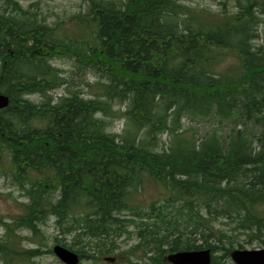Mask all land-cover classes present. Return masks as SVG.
Segmentation results:
<instances>
[{"label":"trees","instance_id":"obj_1","mask_svg":"<svg viewBox=\"0 0 264 264\" xmlns=\"http://www.w3.org/2000/svg\"><path fill=\"white\" fill-rule=\"evenodd\" d=\"M82 1L53 23L36 4L0 7V139L25 199L19 217L0 218V263L53 253L22 247L50 219L55 245L80 262L170 264V253L209 249L210 264H233L231 250L263 248L264 0H219L218 13ZM149 184L156 196L142 204Z\"/></svg>","mask_w":264,"mask_h":264},{"label":"rangeland","instance_id":"obj_2","mask_svg":"<svg viewBox=\"0 0 264 264\" xmlns=\"http://www.w3.org/2000/svg\"><path fill=\"white\" fill-rule=\"evenodd\" d=\"M22 7L26 8L30 4H36L38 8H40V12L42 17H44L48 23H53L54 21H66L67 18L73 14L78 12L80 9L83 8L84 4L82 0H19ZM181 4L184 6L193 9L194 11H210L214 13H218L219 10L222 9V6L219 5V0H179ZM3 4V0H0V7ZM197 12V11H196ZM260 41H255L254 44H259ZM233 60L224 64L227 66ZM53 64L60 68L61 70L69 75V71L71 68L70 63L65 59H56L53 61ZM220 69V68H219ZM65 73V74H66ZM87 81L92 82L94 78L88 76L86 77ZM86 90V89H85ZM54 96H59L62 94V88L56 90ZM33 101H38L39 99L34 96L31 97ZM116 109V108H115ZM122 127V121L115 120L112 122L109 131L112 132H119ZM2 140L0 139V218L6 221H9L11 218L19 217L22 212L23 208L21 206V202H25V199L21 195V191L11 183V178L8 173V167L10 165L9 154L6 156V152L3 149L7 150L4 146V143H1ZM167 142V138L165 135L160 136L158 140V149H160L163 145ZM156 196V192L151 184H149L145 192L140 194L139 200L142 204H146L149 202V199ZM43 233V239L35 238L33 239V243L30 241H22L23 248L33 249L35 246H40L43 251L47 249H51L53 245H55L54 238H62L58 231L54 229L53 220L50 219L47 222V225L41 227ZM3 235V229L0 227V236ZM21 235L23 236H30L26 232H22ZM67 243H72L71 237H68ZM137 243V240L134 235H132L129 239L125 237H121L118 239L116 243L119 251L127 250L130 246H133ZM244 249H254L255 246L245 245ZM105 258V257H104ZM96 259L94 261L91 260H83L78 264H121L124 260L123 257H118L116 260H109L107 258ZM36 264H63L61 263L53 253L51 254H44L40 258L34 260ZM1 264V263H0ZM22 264V263H17Z\"/></svg>","mask_w":264,"mask_h":264},{"label":"water","instance_id":"obj_3","mask_svg":"<svg viewBox=\"0 0 264 264\" xmlns=\"http://www.w3.org/2000/svg\"><path fill=\"white\" fill-rule=\"evenodd\" d=\"M7 96L0 94V110L8 106ZM54 256L63 264H78L79 256L73 251L60 245L52 248ZM233 264H264V247L256 249H233L229 253ZM211 251L209 249L178 251L165 256L170 264H210Z\"/></svg>","mask_w":264,"mask_h":264},{"label":"flooded vegetation","instance_id":"obj_4","mask_svg":"<svg viewBox=\"0 0 264 264\" xmlns=\"http://www.w3.org/2000/svg\"><path fill=\"white\" fill-rule=\"evenodd\" d=\"M1 135H2V134L0 133V137H1Z\"/></svg>","mask_w":264,"mask_h":264}]
</instances>
